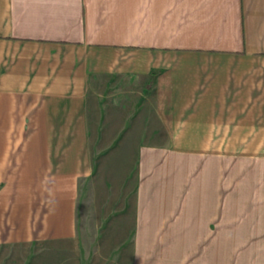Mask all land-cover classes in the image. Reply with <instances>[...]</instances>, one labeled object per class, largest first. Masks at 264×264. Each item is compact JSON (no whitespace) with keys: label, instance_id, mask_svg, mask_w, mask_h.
I'll use <instances>...</instances> for the list:
<instances>
[{"label":"crops","instance_id":"1","mask_svg":"<svg viewBox=\"0 0 264 264\" xmlns=\"http://www.w3.org/2000/svg\"><path fill=\"white\" fill-rule=\"evenodd\" d=\"M0 103H43L37 119L52 124L42 144L34 133L21 151L17 138L12 148L9 135L0 143V264L7 255L15 264H61L56 252L66 248L79 257L73 187L88 155L84 103L126 108L109 115L116 128L107 135L117 144L110 156H134L124 168L131 209L127 199L115 209L124 213L115 220H124L128 264H264L260 188L252 212L229 210L222 159H213L227 153L203 159L201 143L180 146L264 139V0H0ZM178 103H205L204 112L189 105L183 115ZM100 132L89 154L98 172ZM134 140L133 151H121ZM49 180L55 200L38 229L36 190Z\"/></svg>","mask_w":264,"mask_h":264},{"label":"rangeland","instance_id":"2","mask_svg":"<svg viewBox=\"0 0 264 264\" xmlns=\"http://www.w3.org/2000/svg\"><path fill=\"white\" fill-rule=\"evenodd\" d=\"M16 107H10V103H0V143L5 141L7 135H9V142L12 144L11 148L14 146L17 138L16 149H23V147H28V139L30 133H34L37 137L38 144H42L40 139L44 138L47 134L50 139V134L52 133V124L45 123L42 118L37 119L40 111H42L43 103H14ZM13 104V105H14ZM182 106V114L188 113L190 111L189 105L197 106L198 112L201 114L204 112L205 103H178ZM18 105V107H17ZM262 114H261V124L264 131V103H261ZM109 103H84L82 110L80 111L81 117H85L86 123L84 125V132L87 134L88 139L85 140V150L86 154V165L83 163L78 166L79 171L75 178L77 179V186L73 187V191L78 194V203L76 204L75 214L77 219L75 221L76 233L75 236V248L78 246L80 252L79 257H71L70 249H63L56 252L57 256H64L63 260L59 261L61 264H128L129 263V251L126 243V238L120 235L122 228H119V222L124 220H115L116 217H124V213H116L117 208L124 207V201L131 202L132 197L135 195L132 188L126 189L124 187V174H126L125 162L131 163L134 156H124V155H109V151L112 146L116 147L117 144L109 146V135L108 131H114L116 128L115 124H110L109 115L116 119L117 116L125 115V110L123 106H117L109 108ZM51 110V109H50ZM138 112L141 108H135ZM252 110V109H251ZM44 111V110H43ZM132 109L130 110V112ZM179 116V119L185 120V117ZM101 116V122L99 125L100 133L102 136V147H101V167L100 172L95 170V164L97 162L91 161L90 151L93 146L92 132L98 131L96 123H93L95 117ZM203 117V116H202ZM37 121V122H36ZM181 122V121H180ZM180 127H189L190 125L182 122ZM220 126V125H219ZM236 126V125H235ZM48 127V129L46 128ZM70 127H77L76 124ZM82 130V128L80 129ZM72 131V129H70ZM262 132L261 134H263ZM264 135V134H263ZM19 138V140H18ZM4 139V140H3ZM15 139V140H14ZM121 142V141H120ZM124 142V141H122ZM139 141H129L128 147L121 148V151H127L130 153L138 146ZM142 145L147 144V141H142ZM155 143L156 141H149V143ZM188 142L201 143V151H206V154H202L203 159L206 158L207 153L213 151H223V156L214 155L213 159H222V168L224 167L223 174L227 180L228 187L223 188L222 191L226 190L228 193V208L238 209L240 212H252L257 200V190L260 188L261 191V205L264 204V139H251V140H211V141H180L181 148H186L185 151H193L192 145ZM69 149L75 147L72 145V141H69ZM105 144V145H103ZM121 144V143H120ZM58 144H54V148ZM67 145V144H66ZM66 145L63 144V147ZM194 145V144H193ZM207 145V147H206ZM209 145V146H208ZM44 147V145H38ZM96 149V146L94 147ZM207 148V149H206ZM112 150V149H111ZM113 151H115L113 149ZM197 151H194V153ZM192 155L194 154H189ZM208 157V156H207ZM58 160L62 157H56ZM15 159L14 155H9V160L12 162ZM64 159V156H63ZM88 159V161H87ZM89 162V163H87ZM227 164V165H226ZM226 165V166H225ZM54 171L55 168H54ZM52 171V173L54 172ZM129 173V172H127ZM196 173L191 170H183L182 181H188ZM131 175V174H130ZM130 177V176H129ZM250 180L252 187H247L248 184L244 183ZM74 181V180H73ZM131 179H129L128 184H132ZM117 184H121L122 187H116ZM259 186V187H257ZM50 180L45 187H39L36 190V210L38 219L36 220V228L43 227V220L45 217V211H48L51 204L50 200H55L51 193ZM248 188H250L248 190ZM245 190L249 194L246 197L240 198L239 192ZM225 192V191H224ZM223 193V196H227ZM250 196V199H249ZM259 197V195H258ZM11 199V198H10ZM120 199V203L116 204V201ZM253 201V202H252ZM75 206V205H74ZM116 209V210H115ZM5 214L9 215L3 208L1 213L2 216ZM6 215V216H7ZM131 215V214H130ZM110 216L113 218V224L111 223ZM122 224V223H121ZM39 231V230H38ZM78 231V232H77ZM43 236L42 233L37 234V243L35 247H42L44 245L43 240L40 239ZM8 243V242H6ZM6 245V244H5ZM5 250H7V245ZM8 249V253L9 254ZM6 253V252H5ZM3 254V256L5 255ZM55 254V252H53ZM6 264L16 263V260H11V256H6Z\"/></svg>","mask_w":264,"mask_h":264}]
</instances>
